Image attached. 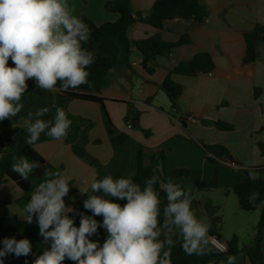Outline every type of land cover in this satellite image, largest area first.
I'll return each instance as SVG.
<instances>
[{
    "label": "clouds",
    "instance_id": "clouds-1",
    "mask_svg": "<svg viewBox=\"0 0 264 264\" xmlns=\"http://www.w3.org/2000/svg\"><path fill=\"white\" fill-rule=\"evenodd\" d=\"M90 39L91 29L72 14L67 0H0V121L21 112L20 101L29 79L35 80L37 88L48 91L54 90L58 81L65 92L89 83L86 69L94 63V56L82 44ZM9 58L14 67L8 66ZM49 111L45 107L28 113L24 120L29 134L27 145L34 144L42 133L57 140L66 138L72 121L59 107L54 120L41 119ZM12 161L10 170L23 180L41 168L39 161L25 156H13ZM44 176L24 206L23 219L31 224L36 218L42 243L47 246L33 264H63L66 257L76 264H171L176 228L180 230L181 248L188 256L209 255L213 251L210 244L219 252L227 251L208 235L211 222L196 218L190 192L172 178L163 185L167 204L163 207L162 223L158 220L161 200L154 188L159 177L147 178L142 188L134 183L133 172L126 177L107 175L94 179L91 193L102 190L104 195H88L83 205L92 215L81 214L76 227L74 218L69 216L74 209L66 206L64 199L70 191L68 179L59 171L46 170ZM248 178L256 181L261 177L249 168ZM79 189L81 194L89 193ZM258 195L253 193L249 201L254 202ZM112 198L127 202L121 206ZM96 216L103 217L102 225ZM100 227L108 233L102 246L89 239ZM161 236L163 240L159 239ZM2 244L0 264L9 254L28 256L32 251L27 238H5ZM234 261V256L227 257L228 264Z\"/></svg>",
    "mask_w": 264,
    "mask_h": 264
},
{
    "label": "trees",
    "instance_id": "trees-1",
    "mask_svg": "<svg viewBox=\"0 0 264 264\" xmlns=\"http://www.w3.org/2000/svg\"><path fill=\"white\" fill-rule=\"evenodd\" d=\"M104 8L107 12L117 13L119 15L118 20L97 25L86 15L79 16L91 29V39L87 44H82V47L91 51L94 56V63L86 69L90 73L88 77L89 83L65 92L60 89V82L58 81L56 88L48 91L37 88L35 80L29 79L26 82L28 85L27 90L20 101L23 104L21 112L16 117L0 121V181L8 179L14 182L24 192L21 202L27 204L32 192L45 179L44 172L46 170L59 171L61 173V168L48 164L34 149L36 144L55 139L42 133L34 144L27 145L25 140L29 134L24 123V120L28 118L29 112L35 113L45 107L50 111L41 119L45 121L54 120L56 108L59 107L66 112L67 118L72 121L67 136L63 140L71 147L72 153L77 158L95 169V179H103L107 175H111L114 178L126 177L129 173L134 172V183L140 184L143 188L147 178H151L153 175L159 177L160 182L154 188L159 193L161 200V215L158 220L162 223L163 207L167 204L163 185L167 183L169 178H172L182 189L186 190L182 180L189 177L190 171L187 169H170L167 165L165 151L159 150L148 153L143 145L133 140L128 134L119 131L107 111V100L102 95L110 86V75L114 72H123L126 74V81L132 84V77L135 74L131 63L133 54L137 53L141 57V69L151 77L156 71L158 58L168 57L175 49L191 43L188 35H183L179 41L174 43L164 41L160 35L144 40L130 41L128 30L133 24L139 22L150 25L157 30H162L168 21L176 18L192 20L195 23L202 24L208 18L209 10L200 0H156L146 16L141 13L134 16L131 12L130 0L107 1ZM242 40L245 47L243 64L252 65L260 61L262 53L264 54V25L256 24L251 30L242 32ZM14 66L12 64L9 67ZM215 71L216 65L212 57L208 53H199L190 61L180 62L176 67L169 70L167 77L159 85V88L168 97L171 109L178 114L180 113L179 99L183 93V87L172 80V75L197 77L211 74ZM149 77L146 78L147 82L150 80ZM74 100L96 103L101 107L105 131L113 149V156L109 163L102 164L87 151V145L90 143L89 133L93 123L68 111L69 104ZM147 103L150 104V101H147ZM137 120L138 116L136 115L133 121ZM201 122L220 131L230 132L235 129L234 125L222 121L201 120ZM45 131L47 132V129ZM144 133L147 137L151 136L150 131H144ZM194 142L203 150L207 160L215 165V176L208 189L217 188L219 161L240 164L223 145H209L198 140H194ZM259 147L264 154V145L259 144ZM13 156H25L30 161H39L41 168L34 170L28 180H23L17 173L10 170ZM249 168L255 170L261 178L253 181L247 176L244 182L235 185L231 189V193L237 197L241 210L252 212L260 209L261 211L259 223L250 243L247 245L241 244L238 235H234L231 239L222 237V216H214L215 211L210 210L212 217L209 221L212 227L208 235L219 240L227 251L219 252L210 244L213 247V251L209 255L188 256L181 248V237L176 234L174 236L176 244L171 249V264H221V262L227 261L229 255L234 257L243 255L251 264H264V178L259 174V172L264 171V166ZM249 168L243 169L248 170ZM73 193H75V189L70 183L68 194ZM253 193H259V195L254 202H250L249 197ZM89 194L104 195L102 190L96 193L89 191ZM190 194L192 200L193 193L190 192ZM88 195L74 207V212L69 214L70 218H74V226L76 227L80 225L81 214L92 215V212L86 210L83 205V201L88 198ZM112 200L121 206H124L127 202L117 198H112ZM94 218L102 225V216ZM107 236L106 230L100 227L97 233L89 237V239L99 241V245L102 246ZM5 238H15L16 240L27 238L31 242L32 251L28 256L16 257L14 254H9L2 258L4 264H33L34 260L42 254L44 247H47L42 243V237L39 234L35 217L33 218V223L29 224L10 213L1 216L0 248L3 247L2 241ZM159 239L163 240V236ZM63 264H76V262L66 257Z\"/></svg>",
    "mask_w": 264,
    "mask_h": 264
},
{
    "label": "crops",
    "instance_id": "crops-1",
    "mask_svg": "<svg viewBox=\"0 0 264 264\" xmlns=\"http://www.w3.org/2000/svg\"><path fill=\"white\" fill-rule=\"evenodd\" d=\"M107 1L111 0H67V3L73 15L77 17L86 15L94 23L101 25L115 22L119 18L117 13L105 10L104 5ZM155 1L130 0L132 14L134 16L138 13L144 16L148 15ZM200 1L209 10L208 18L202 24L179 18L168 21L162 30L139 22L133 24L128 30L130 41H139L160 35L164 41L174 43L179 41L183 35H188L191 43L175 49L168 57L159 58L156 71L149 77L148 82L146 81L147 76L141 74L143 71L140 66L141 57L137 53L133 54L132 66L144 79L138 92L139 96L134 99L127 94L128 87L122 85L123 81L126 82V74L123 72H114L110 75L111 84L102 96L107 100L106 103L126 102L132 104L135 109L143 105L149 106V117H140L139 127L154 130L160 136L157 139L145 140L141 135L135 134L134 140L143 145L148 153L165 151L167 165L170 169L190 171L189 177L184 178L182 184L186 190L193 193L191 210L196 218L207 223L212 217L210 210L215 211L214 216H219L218 212L222 210V206H226L232 201L230 197L233 194L230 190L235 185L244 182L248 176L243 168L264 166V154L259 147V144L264 145V54L262 53L261 60L255 64L244 65L245 47L242 40V32L251 30L256 24L264 25V0ZM199 53H208L212 57L216 71L197 77L172 75V80L183 87V93L179 99V110L183 116L176 120L178 126H174L169 122L164 111V108H171L170 101L169 99L168 101L164 100L161 96L165 93L160 90L159 85L167 77L169 70L180 62L190 61ZM12 64L13 62L9 58L8 66ZM131 93L133 94V90ZM147 101H150V104ZM133 108L129 109L128 105L124 113H132ZM157 108H160L163 113L159 112ZM68 111L70 112L69 106ZM201 120L226 122L234 125L235 129L230 132L220 131L213 126L203 124ZM89 137L90 143L87 145V151L92 156H97V159L101 158L99 151L92 146L94 144L91 132ZM194 140L209 145L225 146L241 166L229 161H219L218 187L208 189L215 176L216 168L207 160L205 153ZM105 141L109 148L107 147V155L102 159L106 161L107 157L109 161L102 163L98 159L102 164L109 163L113 156V149L107 134ZM39 144L40 150H35L41 156L43 155L44 159L45 156H48L54 161L62 153V162L65 163V158H67L71 163H78L73 158L71 147L63 139ZM45 160L49 163L50 159ZM90 174L91 171L81 179L86 181L87 187H90L95 179V170ZM259 174L264 178V171ZM215 190L227 192L226 202L215 199ZM78 198L65 197V202L68 201L66 206L74 207ZM13 212L19 219L24 220V211ZM222 217V226H224L225 215ZM245 219L244 216L239 219L242 229L251 227L245 222ZM253 226V233H255ZM174 230L180 236V230L178 228ZM223 264H228V262L225 261ZM233 264L251 263L243 255H236Z\"/></svg>",
    "mask_w": 264,
    "mask_h": 264
},
{
    "label": "rangeland",
    "instance_id": "rangeland-1",
    "mask_svg": "<svg viewBox=\"0 0 264 264\" xmlns=\"http://www.w3.org/2000/svg\"><path fill=\"white\" fill-rule=\"evenodd\" d=\"M141 74L149 77V75L146 74L144 71H141ZM143 83H144V79L142 78V75H140V73H138L135 70V74L132 77V84H130L127 81L126 82L123 81L122 85L125 86L126 88L128 87L129 91L127 94L132 96L134 99H136L137 96H139L138 92ZM131 90H133V94L131 93ZM161 96L164 98V100L168 101V98L166 95L161 94ZM128 105H129V109L133 108L132 104H129V103L127 104L126 102L118 101V102L106 103L107 111L114 125L119 129V131L128 134L133 140H134L135 134L141 135L145 140L157 139L160 136L158 132L156 133L154 130H146L143 127L135 128L134 124L132 123L136 115L138 116V121H140L141 119L140 117L148 118L150 114L149 106L143 105L141 107H137L136 109L133 108L132 113L127 112L125 114L124 110L126 111V108L128 107ZM69 110L71 113L84 117L85 119H88L93 123V126L90 130L91 138L94 144L92 146L97 151H99L101 158H98V159H100L102 163L109 161L107 157H106V161L102 159V157H105L107 155L108 144H107V141H105L106 133L104 129L103 113H102L101 107L96 103L86 102L82 100H74L70 103ZM157 110L163 113V111H160L161 110L160 108H157ZM164 111H165L166 116L169 118V122H171V124H173L174 126H178L177 125L178 123H176L177 122L176 120H179V118L183 116V114L181 112L179 114H176L171 108H168V109L164 108ZM128 124H132V129L128 128ZM144 131H150L151 136L147 137ZM51 141H54V140H51ZM55 141H57V139H55ZM43 144H48V143H43ZM39 146L40 144L36 145L34 149H38L37 151H39L40 150ZM45 157H46L45 159L47 160L50 159L48 160L49 163L53 164L57 168H61L62 176L68 179L69 183L73 184L75 193L69 194L68 196H66V198L79 197L77 200V203L74 205L75 207L82 199H84L88 195V193L81 194L79 187L90 191V187L89 186L87 187L86 181H82L81 179H83L89 171H91V174L92 172L94 173L95 169L91 167L89 164H87L86 162L75 157L74 155H73V158H75V161L78 162L76 164L71 163L70 161H68L67 158H65V163L62 162V159H63L62 153H60L54 161H52L51 157L50 158H48V156H45ZM94 157L97 158V156H94ZM213 166L215 167V165ZM80 184L81 186H79ZM76 185L79 187H77ZM226 193L227 192L223 190H215L214 197L216 200L220 202H226L228 198ZM23 196H24V192L14 182L8 179H2L0 181V217L4 216L6 213L13 214L14 213L13 211L20 212V213L23 212L24 206L26 205L23 202H21V199L23 198ZM230 198H231L230 200H232L230 201V204L226 206L223 205L222 210L218 212L219 216L225 215V224L224 226H222L221 235H223L225 239H231L234 235H238L240 237L241 244L247 245L250 243L254 235L253 233L254 228H252V225H254L253 227H255L256 229V226L258 225L259 220H260L261 211L260 209H257L256 211H252V212L243 211L240 209V207H238L237 197L235 195H231ZM67 202L68 201L65 202L66 205H67ZM241 216L246 217L245 222L247 224H250L251 227L243 228L244 230L240 228L239 219ZM240 229H242V232H240L241 231ZM263 249H264V243H263Z\"/></svg>",
    "mask_w": 264,
    "mask_h": 264
},
{
    "label": "water",
    "instance_id": "water-1",
    "mask_svg": "<svg viewBox=\"0 0 264 264\" xmlns=\"http://www.w3.org/2000/svg\"><path fill=\"white\" fill-rule=\"evenodd\" d=\"M134 127L135 128H138L139 127V121L137 120V121H134ZM245 173L248 175V170H245Z\"/></svg>",
    "mask_w": 264,
    "mask_h": 264
},
{
    "label": "built area",
    "instance_id": "built-area-1",
    "mask_svg": "<svg viewBox=\"0 0 264 264\" xmlns=\"http://www.w3.org/2000/svg\"><path fill=\"white\" fill-rule=\"evenodd\" d=\"M128 128H132V124H128ZM213 238H215V237H213ZM215 240L219 243V244H221V245H223L219 240H217L216 238H215ZM214 246V245H213ZM224 246V245H223ZM215 247V246H214ZM225 247V246H224Z\"/></svg>",
    "mask_w": 264,
    "mask_h": 264
}]
</instances>
